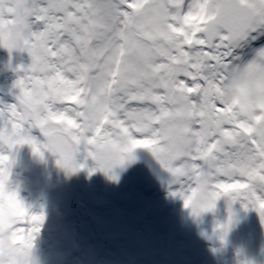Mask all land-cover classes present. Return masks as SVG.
<instances>
[{"label":"snow or ice","instance_id":"snow-or-ice-1","mask_svg":"<svg viewBox=\"0 0 264 264\" xmlns=\"http://www.w3.org/2000/svg\"><path fill=\"white\" fill-rule=\"evenodd\" d=\"M0 45L30 56L14 102L0 101L13 243L33 249L45 220L10 181L24 144L69 173L83 147L112 179L147 149L193 214L225 198L224 234L236 201L264 223V0H0Z\"/></svg>","mask_w":264,"mask_h":264},{"label":"rangeland","instance_id":"rangeland-1","mask_svg":"<svg viewBox=\"0 0 264 264\" xmlns=\"http://www.w3.org/2000/svg\"><path fill=\"white\" fill-rule=\"evenodd\" d=\"M29 63L27 51L14 49L9 53L0 45V101L14 102L19 91L14 85L21 74L17 66ZM33 135L43 139L36 129ZM14 150L20 154V159L16 161L19 168L25 166L27 155H38L28 144L16 146ZM44 152L53 157L55 176L42 192L32 198L30 204L33 212L43 211L45 215L34 241V251L41 264H264V223L255 209L242 207L240 201L233 203V218L224 234L219 225L228 221L225 198L221 197L214 209L193 214L190 208L184 206L181 196L172 197L170 174L149 150L136 149L135 159L122 167L117 166L113 170L117 178L112 179L111 174L99 169L90 171L95 162L81 147L78 157L85 167L79 173H71L76 187L75 191L69 187L67 192L57 191L61 187V167L56 163L57 155ZM42 172L40 178L44 179L46 172ZM130 173L148 186L149 191L144 193L147 200H160L164 206L174 209L170 227L167 228L163 221L156 225L160 234L155 241H149L152 235L141 233L140 226H145V221L136 223L134 229L119 227L104 234L94 227L100 219V212L109 206L104 199L106 190L112 188L117 190V195L119 190L121 194H126L127 190L121 185ZM10 181L13 182L12 172ZM24 196H30V191L23 193L22 198ZM37 206H42V209L36 210ZM114 206L125 207L121 201ZM87 222L90 224H85ZM55 243L58 249L55 248L46 261L42 253ZM91 244H96V247H90L85 252V247ZM59 250L65 253V258L59 257Z\"/></svg>","mask_w":264,"mask_h":264},{"label":"bare ground","instance_id":"bare-ground-1","mask_svg":"<svg viewBox=\"0 0 264 264\" xmlns=\"http://www.w3.org/2000/svg\"><path fill=\"white\" fill-rule=\"evenodd\" d=\"M12 155L14 163L11 168V172L13 173V182L11 184L14 188L18 189L21 198L23 197V193L25 194L27 191H30V196L22 198L27 205H30L32 198L42 192L54 179L53 157L45 152H43V156L27 155L25 166L19 168L16 161L18 162L20 159V154L16 150H13ZM42 171L46 172L44 179L40 178L43 175ZM127 178V181L121 185L122 188L127 190L126 194H121L122 191L119 190L117 195V190L112 188L106 190V197L104 199L106 202H109V206L104 212H100V219L94 227L99 233L104 234L114 232L119 227L125 229L126 227H131L134 229L136 223L145 221L147 222L146 225L140 226L141 233L152 235L149 241H155L160 234L157 231L156 225L159 221H163L167 228L170 227L174 218V209L164 206V203L160 202V200H147L144 193L149 191L147 189L148 186H145V183L140 179H135L133 173H130ZM172 197L174 198L175 195ZM28 199L29 202H27ZM120 201L123 202L125 207L114 206V204L118 205ZM32 207L31 209H33ZM39 209H42V206H37L36 210ZM85 224L89 225L90 222ZM86 231L87 229L84 230V232ZM90 247L94 249L96 244L86 246L84 251L86 252ZM55 248L58 249L56 243L44 250L42 256L45 257L46 261L51 258ZM58 255L60 258H65V253L60 250ZM48 263H51V261Z\"/></svg>","mask_w":264,"mask_h":264},{"label":"clouds","instance_id":"clouds-1","mask_svg":"<svg viewBox=\"0 0 264 264\" xmlns=\"http://www.w3.org/2000/svg\"><path fill=\"white\" fill-rule=\"evenodd\" d=\"M0 264H41L34 248L29 250L13 243L10 231L0 230Z\"/></svg>","mask_w":264,"mask_h":264},{"label":"trees","instance_id":"trees-1","mask_svg":"<svg viewBox=\"0 0 264 264\" xmlns=\"http://www.w3.org/2000/svg\"><path fill=\"white\" fill-rule=\"evenodd\" d=\"M75 182L71 173L67 172L65 169L61 167V180H60V188L57 189L59 192H67L69 187H71L72 191H75L76 185H73Z\"/></svg>","mask_w":264,"mask_h":264},{"label":"water","instance_id":"water-1","mask_svg":"<svg viewBox=\"0 0 264 264\" xmlns=\"http://www.w3.org/2000/svg\"><path fill=\"white\" fill-rule=\"evenodd\" d=\"M36 131L39 133V130L38 129H36ZM39 134H41V133H39ZM78 156H79V151L76 154V160H77V162H79V157ZM79 171H80V169L78 170V173H79Z\"/></svg>","mask_w":264,"mask_h":264}]
</instances>
